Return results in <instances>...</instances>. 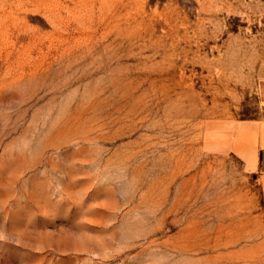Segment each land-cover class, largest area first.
Masks as SVG:
<instances>
[{
	"label": "rangeland",
	"instance_id": "obj_1",
	"mask_svg": "<svg viewBox=\"0 0 264 264\" xmlns=\"http://www.w3.org/2000/svg\"><path fill=\"white\" fill-rule=\"evenodd\" d=\"M264 0H0V264H264Z\"/></svg>",
	"mask_w": 264,
	"mask_h": 264
},
{
	"label": "crops",
	"instance_id": "obj_2",
	"mask_svg": "<svg viewBox=\"0 0 264 264\" xmlns=\"http://www.w3.org/2000/svg\"><path fill=\"white\" fill-rule=\"evenodd\" d=\"M254 167L255 171L261 177H264V129L259 133L257 138Z\"/></svg>",
	"mask_w": 264,
	"mask_h": 264
}]
</instances>
